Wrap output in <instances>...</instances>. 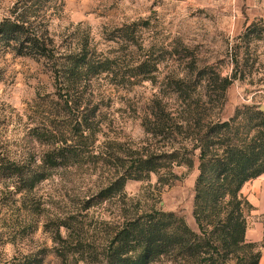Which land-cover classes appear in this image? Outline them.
<instances>
[{"label": "trees", "instance_id": "1", "mask_svg": "<svg viewBox=\"0 0 264 264\" xmlns=\"http://www.w3.org/2000/svg\"><path fill=\"white\" fill-rule=\"evenodd\" d=\"M63 7L62 0H17L0 22V82L3 63L11 55L44 61L59 90L57 103L44 112L46 129L36 135L46 146L43 167L90 164L96 169L100 165L106 174L105 185L85 197L80 213L56 224L55 232L66 251L61 256L67 260L72 255L84 264H260L261 247L246 240L252 205L242 190L264 175V112L256 101L238 107L228 118L223 109L235 82L244 83L248 75V83L258 85L250 76L262 62L251 54L264 42V27H249L239 38L241 43L234 49L235 72L230 76L221 77L213 67L201 69L193 59L186 63L183 76L172 73L163 81L164 88L150 101L142 120L152 142L134 149L111 141L97 144L106 119L100 86L107 80L119 86L157 85L163 55H156L153 48L137 47L138 27L120 30L125 35L117 42L122 49L130 48L128 56L100 52L89 29L75 43L61 45L49 25ZM132 40L136 44L128 46ZM140 51L145 54L126 65L125 57H135ZM163 54L169 56L166 62L176 63L172 53ZM260 90L264 93V87ZM195 161L199 172L193 212L196 229L174 212L139 214L138 209L128 207L125 187L129 181L156 175L168 183L178 178L176 167L191 168ZM7 171L19 175L22 170L13 166ZM46 171L33 170L23 187L34 190L47 179ZM116 200L123 204L117 215L123 221L108 233L107 244L96 247L86 242L84 219L91 210Z\"/></svg>", "mask_w": 264, "mask_h": 264}, {"label": "rangeland", "instance_id": "2", "mask_svg": "<svg viewBox=\"0 0 264 264\" xmlns=\"http://www.w3.org/2000/svg\"><path fill=\"white\" fill-rule=\"evenodd\" d=\"M16 1L0 0V22L9 15ZM62 1V12L53 17L49 25L50 33L59 44L75 43L77 37L89 29L100 52L110 57L128 56L130 48L122 49L117 42H122L120 37L125 35L120 30L138 27L134 34L137 47L153 48L156 55H163L157 85L141 82L119 86L108 80L101 83L106 119L98 145L111 141L131 145L134 149L147 146L152 139L145 133L142 120L150 101L164 88L162 82L172 73L183 76L186 63L193 59L201 69L213 67L221 77L230 76L235 72L234 49L241 43L239 38L249 27H264V0ZM258 44L251 57H257L262 65L257 66L259 69L250 77L259 83L251 85L246 75L247 81L233 84L227 92L225 118L232 116L238 107L252 105L255 101L259 110L264 107V93L260 90L264 87L261 84L264 82V42ZM164 52L172 53L176 63L166 62L169 56ZM143 54L145 51L135 57H125L126 65L139 60ZM3 69L0 82V264H84L77 263L72 255L67 260L61 256L66 251L55 226L66 216L80 213L85 197L96 194L105 185L106 174L100 165L96 169L90 164L43 167L46 146L36 135L46 129L45 110L58 101L54 74L44 61L11 55L4 61ZM13 166L21 167L19 175L7 171ZM43 169L47 170V179L34 190H26L23 180L28 179L33 170L41 172ZM174 172L178 178L168 183L160 182L156 175L143 181H129L125 187L128 207L138 209L139 214L151 210L174 212L196 229L193 212L199 174L197 162L191 168L176 167ZM242 193L252 205L247 216L246 240L261 247L260 264H264V175L248 182ZM122 205L116 200L91 210L84 219L85 241L104 247L108 233L123 221L117 217ZM62 234L66 237L64 230ZM75 245L76 240L71 246Z\"/></svg>", "mask_w": 264, "mask_h": 264}, {"label": "built area", "instance_id": "3", "mask_svg": "<svg viewBox=\"0 0 264 264\" xmlns=\"http://www.w3.org/2000/svg\"><path fill=\"white\" fill-rule=\"evenodd\" d=\"M209 2H213L214 0H208Z\"/></svg>", "mask_w": 264, "mask_h": 264}, {"label": "water", "instance_id": "4", "mask_svg": "<svg viewBox=\"0 0 264 264\" xmlns=\"http://www.w3.org/2000/svg\"><path fill=\"white\" fill-rule=\"evenodd\" d=\"M261 110L264 111V107H262Z\"/></svg>", "mask_w": 264, "mask_h": 264}]
</instances>
